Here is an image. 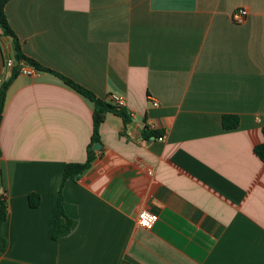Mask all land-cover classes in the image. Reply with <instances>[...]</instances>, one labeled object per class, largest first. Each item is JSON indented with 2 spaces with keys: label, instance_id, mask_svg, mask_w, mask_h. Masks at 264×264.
<instances>
[{
  "label": "crops",
  "instance_id": "obj_1",
  "mask_svg": "<svg viewBox=\"0 0 264 264\" xmlns=\"http://www.w3.org/2000/svg\"><path fill=\"white\" fill-rule=\"evenodd\" d=\"M6 13L53 73L20 72L8 89L0 264H264V0H9ZM10 42L0 28V71ZM60 76L123 97L133 122L105 116L91 169L62 187L73 227L55 241L64 169L88 158L95 112Z\"/></svg>",
  "mask_w": 264,
  "mask_h": 264
},
{
  "label": "trees",
  "instance_id": "obj_2",
  "mask_svg": "<svg viewBox=\"0 0 264 264\" xmlns=\"http://www.w3.org/2000/svg\"><path fill=\"white\" fill-rule=\"evenodd\" d=\"M9 0H0V28L2 29L3 36L6 38H14L15 39V45L17 49V54L19 56L20 62L24 61L26 63L32 64L35 69L38 71H45L53 73L51 70L42 68L39 66L38 63L33 61L31 58H28L25 56L21 50V47L19 45V40L16 37L15 33L12 31L11 26L8 23V16L6 13V6ZM20 65H17L14 67V72L12 75V78L9 80H5V82L0 87V118L2 120V116L4 113V110L7 105V94L8 89L11 87L13 80L16 78V76L20 73ZM60 78L73 90L77 91L78 94L82 95L83 97L87 98L95 105V112L93 113V136H91V142L88 147V158H86V161L84 163L75 164V163H69L66 165L64 169L63 174V180H62V186L59 191V198L57 203V210L54 220V226L52 229V239L57 241L60 239L61 235L68 232L71 227H73V220L69 218L64 210V203L65 199L63 196V185L66 181L73 180V181H79L92 167V164L95 157V150L94 146L96 144H101L100 141V128L101 125L105 121V116L109 113L116 114L122 118V121L124 122L125 127L127 128L132 124V118L130 117L128 111L123 107H118L110 102H106L103 100H100L97 96H95L90 91L82 88L81 86L77 85L74 81L61 77ZM0 120V123H1ZM238 119L237 116H225L223 117V126L226 130H232L238 128ZM264 134V129H263ZM142 135L145 141H150L152 139H157L161 136L160 132L152 131L149 127H144L142 130ZM255 153L259 157V159L264 163V142L261 145H257L255 147ZM1 156H2V149L0 146V254L5 252L7 247V241L3 236V224H6L8 220V206L7 201L5 200V196L2 193V179H3V173L1 168ZM40 203V197L36 195H32L30 197L29 205L31 208H36L39 206Z\"/></svg>",
  "mask_w": 264,
  "mask_h": 264
},
{
  "label": "built area",
  "instance_id": "obj_3",
  "mask_svg": "<svg viewBox=\"0 0 264 264\" xmlns=\"http://www.w3.org/2000/svg\"><path fill=\"white\" fill-rule=\"evenodd\" d=\"M248 17V12L245 9H237L234 14H233V20L235 23L242 25L246 22ZM20 72L28 77H34L39 71L35 68H32V66H28L29 64L26 62H21L20 63ZM15 67V60L13 58H7L5 60V64H4V68L3 71H0V87L2 86V84L5 82L7 75L10 71V69ZM108 101L118 107H123L125 108L126 106V102L123 99V97L119 96V95H110ZM151 102L153 104L154 107H158L159 103L157 100L155 99H151ZM164 136H161L159 138H157L160 141L164 140ZM158 215L150 213L148 211H143L139 214V225L146 229V230H150L153 229V227L155 226V224L158 221Z\"/></svg>",
  "mask_w": 264,
  "mask_h": 264
},
{
  "label": "water",
  "instance_id": "obj_4",
  "mask_svg": "<svg viewBox=\"0 0 264 264\" xmlns=\"http://www.w3.org/2000/svg\"><path fill=\"white\" fill-rule=\"evenodd\" d=\"M10 39V44L7 46V49L5 50V53H9L10 55L12 54L13 57H10L9 55H7L6 59L7 58H13L15 60V66L19 65L21 62H20V59H19V56L17 54V49H16V45H15V39L14 38H9ZM23 62V61H22ZM13 72H14V68L10 69L8 75H7V78L6 80H9L12 78V75H13ZM1 120V118H0ZM102 148L101 145L99 144H96L94 146V150L96 151H99L100 149Z\"/></svg>",
  "mask_w": 264,
  "mask_h": 264
}]
</instances>
